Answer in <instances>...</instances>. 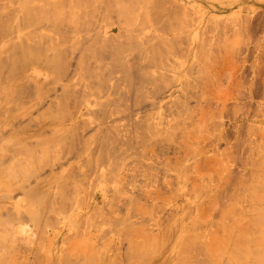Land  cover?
Masks as SVG:
<instances>
[{
  "label": "rangeland",
  "instance_id": "rangeland-1",
  "mask_svg": "<svg viewBox=\"0 0 264 264\" xmlns=\"http://www.w3.org/2000/svg\"><path fill=\"white\" fill-rule=\"evenodd\" d=\"M263 217L264 0H0V264H264Z\"/></svg>",
  "mask_w": 264,
  "mask_h": 264
},
{
  "label": "bare ground",
  "instance_id": "bare-ground-1",
  "mask_svg": "<svg viewBox=\"0 0 264 264\" xmlns=\"http://www.w3.org/2000/svg\"><path fill=\"white\" fill-rule=\"evenodd\" d=\"M257 196H258V195H257ZM255 197H256V196H255ZM261 214H263V213H261ZM226 215H227V214H226ZM260 216H261V215H260ZM248 218H249V217H248ZM263 218H264V217H263ZM233 223H234V222H233ZM240 223H241V222H240ZM253 224H254V223H253ZM258 224H259V223H258ZM261 225H262V224H261ZM224 226H225V225H224ZM258 226L260 227V224H259ZM259 229H260V228H259ZM226 232H228V231H226ZM220 236H221V235H220ZM222 237H223V236H222ZM225 237H226V236H225ZM218 238H219V237H218ZM208 239H209V238H208ZM252 240H253V239H252ZM223 241H224V240H223ZM261 241H262V239H261ZM215 242H216V241H215ZM222 243H224V242H222ZM243 243H244V242H243ZM209 244H210V243H209ZM219 244H220V243H219ZM252 245H253V244H252ZM253 247H254V246H253ZM245 248H247V247H245ZM249 248H250V247H249ZM254 248H255V247H254ZM257 248H258V247H257ZM150 250H151V249H150ZM212 250H213V248H212ZM215 251H216V250H215ZM216 252H217V251H216ZM220 252H221V251H220ZM231 253H232V252H231ZM246 253H247V252H246ZM246 253H245V254H246ZM256 253H257V252H256ZM243 254H244V253H243ZM253 254H254V253H253ZM259 254H260V253H259ZM232 255H233V254H232ZM236 255H237V254H236ZM236 255H235V256H236ZM235 256H234V257H235ZM253 257H254V256H253ZM257 257H258V256H257ZM218 258H219V257H218ZM209 259H210V258H209ZM255 260H257V258H256ZM259 260H262V259H259ZM257 261H258V260H257ZM257 261H256V262H257ZM246 263H247V262H246Z\"/></svg>",
  "mask_w": 264,
  "mask_h": 264
}]
</instances>
